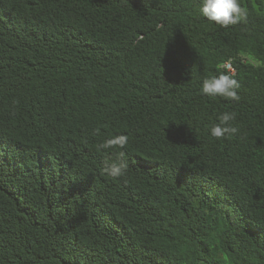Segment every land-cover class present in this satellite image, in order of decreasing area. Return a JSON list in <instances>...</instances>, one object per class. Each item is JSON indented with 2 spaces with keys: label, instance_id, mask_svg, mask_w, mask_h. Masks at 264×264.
<instances>
[{
  "label": "trees",
  "instance_id": "obj_1",
  "mask_svg": "<svg viewBox=\"0 0 264 264\" xmlns=\"http://www.w3.org/2000/svg\"><path fill=\"white\" fill-rule=\"evenodd\" d=\"M240 3L220 28L200 0H0V264H264V0ZM220 73L239 101L201 95Z\"/></svg>",
  "mask_w": 264,
  "mask_h": 264
},
{
  "label": "clouds",
  "instance_id": "obj_2",
  "mask_svg": "<svg viewBox=\"0 0 264 264\" xmlns=\"http://www.w3.org/2000/svg\"><path fill=\"white\" fill-rule=\"evenodd\" d=\"M199 11L209 23H214L220 28H228L247 20V10L242 7L240 0H200ZM239 84L231 76L220 73L205 78L200 86V93L209 98H224L229 101H239ZM236 119L235 113L224 112L218 116L219 123L214 124L209 129V133L214 138H222L235 135L238 129L230 124ZM127 142V137L121 136L115 140H108L104 143V148L119 145L121 148ZM121 153L119 162L107 164L103 171L106 175L119 178L127 170L129 164Z\"/></svg>",
  "mask_w": 264,
  "mask_h": 264
},
{
  "label": "built area",
  "instance_id": "obj_3",
  "mask_svg": "<svg viewBox=\"0 0 264 264\" xmlns=\"http://www.w3.org/2000/svg\"><path fill=\"white\" fill-rule=\"evenodd\" d=\"M225 66L227 69H229L231 72H235V69L233 68L232 64L230 62L225 63Z\"/></svg>",
  "mask_w": 264,
  "mask_h": 264
}]
</instances>
